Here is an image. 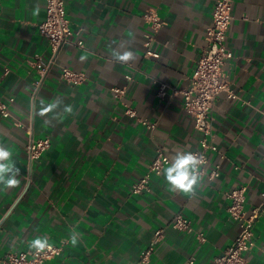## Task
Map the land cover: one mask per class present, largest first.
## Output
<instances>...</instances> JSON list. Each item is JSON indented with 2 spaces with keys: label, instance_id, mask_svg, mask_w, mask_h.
<instances>
[{
  "label": "crops",
  "instance_id": "crops-1",
  "mask_svg": "<svg viewBox=\"0 0 264 264\" xmlns=\"http://www.w3.org/2000/svg\"><path fill=\"white\" fill-rule=\"evenodd\" d=\"M216 1L65 0L73 44L51 63L39 30L46 0H0V98H14L10 116L0 117V144L13 149L21 170L18 186H0V257L34 250L32 240L43 236L50 244L64 242L46 264H186L190 258L211 264L234 241L239 225L229 216L227 192L245 187L250 210L264 191V0L233 3L227 35L233 57L225 69L237 98L217 97L211 135L217 150L205 165L207 171L219 165V176L201 175L187 194L170 191L163 170L152 175L150 191H131L158 149L170 159L164 169L177 152L200 149L202 135L174 91L188 85ZM148 9L162 22L156 31L144 18ZM125 51L135 59L120 62L116 53ZM62 67L83 72V81L67 83ZM116 88L125 93L117 96ZM49 104L56 107L41 115ZM139 119L157 126L148 129ZM45 137L50 146L31 162L29 141ZM178 213L192 220V232L171 226ZM157 229L163 236L144 262L141 253ZM73 232L80 237L75 246ZM246 257L248 264H264V215Z\"/></svg>",
  "mask_w": 264,
  "mask_h": 264
},
{
  "label": "built area",
  "instance_id": "built-area-1",
  "mask_svg": "<svg viewBox=\"0 0 264 264\" xmlns=\"http://www.w3.org/2000/svg\"><path fill=\"white\" fill-rule=\"evenodd\" d=\"M234 0H217L212 13L211 24L206 29V43L203 47L195 65L193 74L188 78L187 87L175 89L182 97L183 109L193 121L194 128L201 133L200 149L193 151L203 157L200 166L201 175H206L212 180L219 176L220 167L207 171L205 165L208 163V153L216 151L217 146L212 142V110L220 93L226 92L229 97L237 98L236 92L232 89V81L225 66L229 59L233 57L231 48L227 42V35L230 24L233 20ZM46 18L39 24L41 34L47 37L51 50V63H54L58 52L66 45L73 44L71 37L73 32L70 21L67 17L65 0H46ZM144 18L155 31L158 30L162 22L153 9H148L144 13ZM151 40L152 37L148 36ZM83 48L84 42H75ZM147 55L158 57L159 55L151 50ZM47 66L41 67V72L45 73ZM61 78L70 84H80L84 79V73L69 67H62ZM128 79H132L129 76ZM167 84L162 83L160 95H165ZM114 92L117 96L125 93V88H116ZM14 98L3 100L0 98V117L10 116V104ZM126 114L131 117L136 116V111L132 108L126 109ZM139 122L148 129L154 130L156 123L146 119H139ZM23 127L20 122L16 123ZM50 146L48 137L31 139L27 145L29 160L41 157L42 153ZM170 162L169 157L158 149L157 154L150 163L147 173L136 181L131 187L133 194H141L150 191L152 175H160L166 165ZM229 204L227 207L229 216L239 225V233L234 241L226 247L221 255L213 258L211 264H248L246 253L251 251L255 245V223L264 215V191L261 193V200L258 205L250 210L245 208L246 188H236L227 192ZM171 226L179 231L192 232V220L182 213H178L172 219ZM163 230L157 229L154 233L152 243L142 251L141 260L146 262L154 249V245L162 238ZM200 242L205 241L204 233H198ZM50 247L37 253L34 250L10 253L0 257V264H46L49 259L61 254L64 242L61 244H50ZM194 258H190L186 264H194Z\"/></svg>",
  "mask_w": 264,
  "mask_h": 264
},
{
  "label": "clouds",
  "instance_id": "clouds-1",
  "mask_svg": "<svg viewBox=\"0 0 264 264\" xmlns=\"http://www.w3.org/2000/svg\"><path fill=\"white\" fill-rule=\"evenodd\" d=\"M39 9H37V12ZM116 58L120 62H129L135 59L133 52L125 51L123 54L116 53ZM85 57H81L84 60ZM56 107L55 104H49L42 108L41 115L52 111ZM66 112H71V107L65 108ZM203 162V157L190 151L177 152L171 159L170 165L164 169L163 175L169 190L172 192H183L192 194L196 188L200 186L202 179L200 166ZM20 168L16 166L13 159V149L0 144V186L4 189H10L19 185L18 179ZM79 235L75 232L71 234V243L75 246L78 243ZM50 247L47 237L37 236L31 242V248L37 253L44 251Z\"/></svg>",
  "mask_w": 264,
  "mask_h": 264
}]
</instances>
